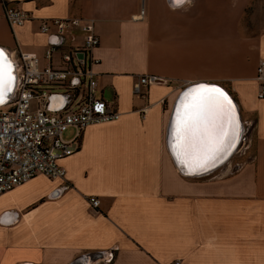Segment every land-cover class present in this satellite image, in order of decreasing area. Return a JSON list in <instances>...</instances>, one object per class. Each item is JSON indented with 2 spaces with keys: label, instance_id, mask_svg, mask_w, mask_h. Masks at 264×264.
I'll return each instance as SVG.
<instances>
[{
  "label": "crops",
  "instance_id": "0c3cea01",
  "mask_svg": "<svg viewBox=\"0 0 264 264\" xmlns=\"http://www.w3.org/2000/svg\"><path fill=\"white\" fill-rule=\"evenodd\" d=\"M6 5L37 20H93L98 96L121 118L82 132L61 161L65 181L38 175L0 196V264H264V0H0V47L14 59L42 58L55 38L37 21L11 29ZM144 75L160 81L141 98L133 88ZM201 82L231 88L254 123L250 160L229 176H186L169 151L178 100ZM39 177L49 188L29 194Z\"/></svg>",
  "mask_w": 264,
  "mask_h": 264
},
{
  "label": "built area",
  "instance_id": "2783aa9c",
  "mask_svg": "<svg viewBox=\"0 0 264 264\" xmlns=\"http://www.w3.org/2000/svg\"><path fill=\"white\" fill-rule=\"evenodd\" d=\"M4 14L11 29L37 21L39 32L51 35L55 41L48 45L42 58L18 51L13 59L16 89L11 100L0 107V196L38 175L65 181L66 170L61 161L79 151L82 132L121 118L112 102L98 96V73L94 67L100 63L95 56L100 37L93 20H37L16 5H6ZM143 17L144 11L135 19L141 21ZM76 31L81 33L78 44ZM54 61L60 66H53ZM256 79L258 99L263 100L264 59L259 61ZM159 81L157 76H142L134 85V95L146 98L143 88ZM53 95L56 97L52 102ZM70 128L75 134L65 140L63 136ZM89 203L94 209L100 206L94 196Z\"/></svg>",
  "mask_w": 264,
  "mask_h": 264
},
{
  "label": "snow or ice",
  "instance_id": "6c2138e0",
  "mask_svg": "<svg viewBox=\"0 0 264 264\" xmlns=\"http://www.w3.org/2000/svg\"><path fill=\"white\" fill-rule=\"evenodd\" d=\"M12 64L0 51V100L12 90ZM177 159L208 160L230 147L235 140L237 123L230 101L217 87L198 84L189 89L176 107Z\"/></svg>",
  "mask_w": 264,
  "mask_h": 264
},
{
  "label": "water",
  "instance_id": "95a60500",
  "mask_svg": "<svg viewBox=\"0 0 264 264\" xmlns=\"http://www.w3.org/2000/svg\"><path fill=\"white\" fill-rule=\"evenodd\" d=\"M184 4H179V5L182 6ZM2 50H5V49L0 47V51H2ZM80 57H82V55H80ZM12 74L14 76V80H13L12 85H11L12 90L10 92L6 91L3 94L2 100H0V107L6 105L11 100V98L13 97V94L15 92L16 84H17V74H16L15 63H14V65L12 64ZM198 84H206V85L217 87L227 96L228 100L231 103L233 112H234L235 120H236V123H237V133L238 134L236 136L235 143L233 141L230 147H226L225 150L217 153L215 158H210L208 160H201L199 158H193V159H190L188 161H185L182 158V159L178 160L176 155L173 152V145L176 144V142H177L176 130H175V122L177 120V113H176V108H175V111H174V114H173V117H172V121H171V125H170V132H169V138H168L169 139L168 147H169V151H170V153H171V155L173 157V160H174L177 168L180 170V172H182V174H184L186 176H202V175H205V174H209L215 168H218V166H220L223 162H225V160L228 157L222 163L220 162L219 164L213 166L211 169L210 168L206 169V167L210 166L212 163H215L219 159L223 158L226 152H227V154H230L231 150H233V148L238 143V140L241 138V133H240L241 132V126H240V121H239V118H238L239 112H238V108H237L236 102L233 99V97L231 96V94H229L226 90H224V88L222 86H220L219 84H216V83H205V82L193 84V85L187 87L183 91V93L181 94V96H180V98L178 100L177 105L180 103L181 97H183L185 95V93H187L189 91V89L195 87ZM55 97H56L55 95L52 96V98H51L52 102L54 101ZM59 97L61 98V96H59ZM177 105H176V107H177ZM188 166L191 167V168H189Z\"/></svg>",
  "mask_w": 264,
  "mask_h": 264
},
{
  "label": "rangeland",
  "instance_id": "374dc122",
  "mask_svg": "<svg viewBox=\"0 0 264 264\" xmlns=\"http://www.w3.org/2000/svg\"><path fill=\"white\" fill-rule=\"evenodd\" d=\"M227 7H228V5H227ZM250 16H251V10L249 11V16L246 20V22L249 24H250ZM227 88L230 91L231 95L234 96L231 88H229L228 86H227ZM235 102H236V99H235ZM35 105H36V103L33 102L32 103L33 108H35ZM240 113L241 112H239L238 118H239L240 126H241V132H240L241 138L238 140V143L233 148V150H231L230 154H228V158L225 160V162H223L220 166H218V168L221 167V169H222V170L221 169L219 170L220 173H222L223 170L225 171V168H228V176L235 173L243 163L250 160L249 155L245 154L244 152L246 151V149H248L247 148L248 147V140H246V139L249 137L250 133L252 132V127H253L254 123L251 122L250 125H247L244 117ZM74 134H75V132H73L71 130V131H68L67 133H65L63 137L65 140H69L74 136ZM33 187L34 188H32L31 190L28 191L29 194H32L33 192L34 193L35 192L36 193L41 192V191L44 192V189L49 188V183L46 180H44L43 177L42 178L39 177L38 180L34 183ZM23 197H24V194H23ZM31 198L32 197H27L25 199H31Z\"/></svg>",
  "mask_w": 264,
  "mask_h": 264
},
{
  "label": "bare ground",
  "instance_id": "6f19581e",
  "mask_svg": "<svg viewBox=\"0 0 264 264\" xmlns=\"http://www.w3.org/2000/svg\"><path fill=\"white\" fill-rule=\"evenodd\" d=\"M184 0H181V2H183ZM180 2V1H179ZM182 4H184V3H182ZM3 51V53H4V55H5V57L7 58V60L8 61H10L13 65H14V60H13V58H11L10 56H9V54L10 53H8L6 50H2ZM14 67V66H13ZM226 90V89H225ZM227 91V90H226ZM229 93V92H228ZM230 94V93H229ZM232 98V97H231ZM237 132H236V136H237ZM235 140H236V137H235ZM235 140H234V143H235ZM233 142V141H232ZM228 157V154H227V152L225 153V155H224V157L223 158H221V159H219L218 161H216L215 163H212L210 166H208V167H206V169H211L213 166H215V165H217V164H219L220 162L222 163L226 158ZM189 167V166H188ZM189 168H191V167H189ZM180 171V170H179Z\"/></svg>",
  "mask_w": 264,
  "mask_h": 264
},
{
  "label": "trees",
  "instance_id": "16d2710c",
  "mask_svg": "<svg viewBox=\"0 0 264 264\" xmlns=\"http://www.w3.org/2000/svg\"><path fill=\"white\" fill-rule=\"evenodd\" d=\"M6 4V3H5Z\"/></svg>",
  "mask_w": 264,
  "mask_h": 264
}]
</instances>
